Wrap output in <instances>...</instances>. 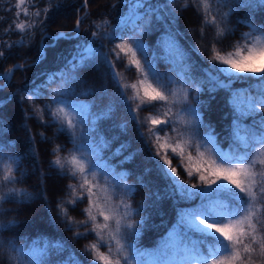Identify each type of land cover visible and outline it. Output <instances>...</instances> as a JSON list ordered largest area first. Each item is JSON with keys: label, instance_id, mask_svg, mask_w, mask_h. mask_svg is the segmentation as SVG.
Listing matches in <instances>:
<instances>
[{"label": "snow or ice", "instance_id": "obj_1", "mask_svg": "<svg viewBox=\"0 0 264 264\" xmlns=\"http://www.w3.org/2000/svg\"><path fill=\"white\" fill-rule=\"evenodd\" d=\"M178 2L179 11L194 6L200 14L204 51L199 55L207 52L209 60L201 79L197 66L189 63L180 48L181 33L172 24L161 47L174 75L156 70L159 57L153 53L149 58L141 38L151 31L153 21H175L171 11L162 9ZM117 5L121 10L114 27L109 18L101 17L91 21L81 35L85 17L77 15L71 33L58 32L47 37L52 43L46 44L49 23L64 7V0H6L3 4L13 18L0 36V60L10 58L13 48L31 44L37 32L41 41L34 64L45 60L46 49L55 48L58 42L75 41L67 54H56V70L37 74L46 77L42 83L34 79L17 89L20 103L28 105L24 119H35L45 130L54 128L53 135H65L71 145L65 150L56 144L51 152L54 159L49 167L69 180L67 199L57 203L58 216L67 230L73 231L76 225L73 239L94 235L83 249L91 256V264H258L257 257L264 264V19L259 23L255 19L258 11H264V0H166L163 5L153 0H117L111 9ZM87 6L88 0H83L77 12ZM240 10H246L244 18L233 21L232 15ZM5 19L0 15V23ZM241 25L248 31L236 37ZM209 31L210 37L206 35ZM14 33L20 39L9 43L5 37ZM22 68L14 65L0 73L4 81L0 92ZM133 68L136 79L128 82L125 73ZM101 69L108 86L115 89L116 107L111 102L103 105L109 96L107 86L95 87ZM53 84L57 87L51 92L44 91ZM234 84L247 87L234 88ZM217 89L227 92L231 110L227 150L211 123H205L202 111L215 100ZM204 91L212 94L209 102L198 99ZM14 97H0V108ZM116 108H122L135 124L142 146L133 151L130 142L121 143L105 156L110 141L100 135L97 122L111 118ZM141 112L148 115L140 117ZM7 131L9 126L0 120V264H83L75 254L62 257L65 242L41 236L17 245L7 238L14 235L16 221L5 222L11 210L4 205L32 199L16 187L25 176L23 157L4 140ZM39 135L42 142H48L44 131ZM145 152L150 166L136 175L135 184L126 183L132 174L118 168ZM146 177L152 180L146 182ZM143 188L149 189L153 205L164 200L177 205L175 225L151 251L138 247L147 226V217L142 215L146 207L131 203ZM85 201L84 219L75 221L68 215V206L74 209ZM101 248L107 250L101 252Z\"/></svg>", "mask_w": 264, "mask_h": 264}, {"label": "trees", "instance_id": "obj_2", "mask_svg": "<svg viewBox=\"0 0 264 264\" xmlns=\"http://www.w3.org/2000/svg\"><path fill=\"white\" fill-rule=\"evenodd\" d=\"M6 0H0V15H4L6 19L3 23H0V36H3V28L8 25L12 20L13 14L7 13L3 9V4ZM14 3V0H12ZM117 0H88V6L84 11L77 12V9L83 4V0H64V7L60 9L55 16V20L49 23L46 38L44 43H52L47 37H51L58 32L71 33V30L75 26V20L77 15L85 17V23L81 27V35L85 34V29L90 27L91 21L98 20L101 17H107L115 23L118 22V13L121 10V6L117 5L115 10L111 9V5L116 3ZM153 3H159L161 5L166 3V0H153ZM126 11V10H125ZM171 11L176 17L175 21L169 20L167 23L164 21H153L151 25V31H148L142 35V41L145 44L149 58L153 53H156L159 57L156 64V70L159 73L174 75L171 71V65L163 59V48L161 42L166 38V30L169 24H172L176 31L181 35L178 37V43L180 48L185 53L186 58L190 64L197 66L198 73L197 78L201 79L209 67L208 53L205 55H199L200 51H204L202 42L199 38V25L200 14L196 11V8L190 7L187 10L179 11V2L175 5H169L167 9H162V12ZM85 13L87 15L85 16ZM246 10H240L232 15V20L244 18ZM257 23L261 19H264V11H258L255 17ZM248 31L244 26H239L236 32V37H239L240 33ZM90 37V32L88 33ZM206 35L210 37L211 31ZM5 39L9 43L19 41V34H12ZM235 39V38H233ZM41 36L37 32L36 36L32 40L31 44L25 47L13 48L11 56L8 59L0 60V73L5 72L8 68L14 65H23V68L15 71L12 76L11 83L8 87H5L3 92H0V97L12 96L15 97L6 104L5 107L0 108V120H4L5 124L9 126V131L4 135V140L11 142V145L16 154L21 155V171L25 172V176L22 181L16 185L18 189H22L30 194L31 200L24 203H6L5 209H9L10 214L4 218L7 220H15L16 225L13 227L12 232L14 235L7 237L16 240L17 245L24 243L25 239L30 243L38 237H46L54 241H62L67 245L66 250L62 253L63 258H67L70 254H75L77 258L83 261V264H91V256L85 255L83 252L84 246L92 242L95 237L90 235L87 239L75 240L73 239L76 225L73 224V231H69L68 225L60 219L57 214V203L67 199L65 189L69 183L67 178H60L56 170L49 167V163L54 157L51 155L52 149L56 144L63 145L65 150L71 147L68 143V138L65 135L54 136V128L43 129L35 119L25 120L24 110L28 108L26 103H20V94L17 89L23 88L25 84H30L35 79L37 84L43 82L46 77L43 75L37 76L38 73H43L45 70H56L58 65L55 63L56 54L64 52L67 54V50L71 48V45L75 41H60L55 48H48L47 58L41 61L39 64H34L39 48H40ZM229 43L228 41L225 42ZM5 51H7L5 49ZM62 64V62H61ZM128 82H134L136 79V70L133 68L130 72L125 73ZM4 81L0 80V85H3ZM107 86L109 96L103 101V105L113 103L116 107L117 101L113 93L114 87L108 86L107 80L103 76V70H100L99 83L95 85L98 89L101 86ZM57 85L53 84L51 87L44 89L45 92H51ZM206 88H210L211 84L205 83ZM234 88L247 87L242 84H234ZM99 95V93H98ZM195 95V93H194ZM212 94L207 91L201 92L198 99L202 102H209ZM215 100L210 101V105H206L203 111L205 123H211L218 139L221 142V146L227 150L226 137L229 134V128L231 124L230 108L226 103L228 94L223 89H217L214 92ZM92 97L86 98V100H92ZM47 101H37L38 104L46 103ZM101 102L96 100V104ZM195 106V105H193ZM96 110L95 108L93 109ZM140 117L147 116V112L139 113ZM264 115V114H262ZM251 120L245 121L250 123ZM126 125V128L121 127ZM97 127L101 136L110 141V149H106L105 156H110L111 152H114L121 143H131V150L135 151L142 146L136 126L133 124L129 117L126 115L122 108H116L111 118L101 119L97 122ZM31 129V132L26 131ZM44 131L45 136L48 138V142H42L40 139V132ZM34 137V142L33 138ZM115 138V139H113ZM34 149V151H33ZM147 153L139 154L132 163L126 164L118 171H128L132 175L127 178L126 183L135 184L136 175L140 173L144 167L150 166L145 161ZM143 162V163H142ZM113 163H118L113 161ZM139 165L140 167H137ZM19 178V177H18ZM146 182L152 180V177H146ZM155 191V188H153ZM149 189H138L134 194V198L131 201L134 207H138L143 203L146 207V211L142 215L147 217V226L144 228L142 236L138 242V247L143 250H154L158 243L163 240L168 232L172 229L177 221V205L171 200H164L163 202H157L153 205L152 201L148 199ZM87 206L86 201L78 204L74 209L69 205L68 215L74 218L75 221L84 219L83 209ZM183 206V205H181ZM95 214V210H93ZM139 219V217H137ZM82 230V229H81ZM106 248H101L100 251H106Z\"/></svg>", "mask_w": 264, "mask_h": 264}, {"label": "rangeland", "instance_id": "obj_3", "mask_svg": "<svg viewBox=\"0 0 264 264\" xmlns=\"http://www.w3.org/2000/svg\"><path fill=\"white\" fill-rule=\"evenodd\" d=\"M16 65H17V64H16ZM256 259H257V262H258V264H259L260 258H259V257H257Z\"/></svg>", "mask_w": 264, "mask_h": 264}]
</instances>
